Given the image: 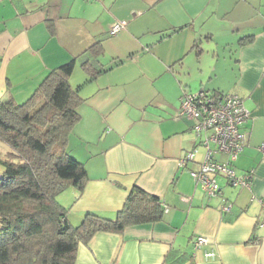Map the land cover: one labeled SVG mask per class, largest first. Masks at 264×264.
<instances>
[{"label":"crops","instance_id":"0c3cea01","mask_svg":"<svg viewBox=\"0 0 264 264\" xmlns=\"http://www.w3.org/2000/svg\"><path fill=\"white\" fill-rule=\"evenodd\" d=\"M115 22L124 28L111 35ZM91 59L107 70L90 80ZM71 60L82 102L67 148L88 179L59 201L69 222L88 211L113 217L134 185L165 204L159 221L96 232L74 264H264V0H0V100L23 102ZM202 89L235 94L249 111L231 162L249 186L217 175L210 197L189 174L206 155L201 136L178 115L182 92ZM196 236L208 243L193 251ZM209 249L214 260L203 257Z\"/></svg>","mask_w":264,"mask_h":264},{"label":"trees","instance_id":"16d2710c","mask_svg":"<svg viewBox=\"0 0 264 264\" xmlns=\"http://www.w3.org/2000/svg\"><path fill=\"white\" fill-rule=\"evenodd\" d=\"M93 48L84 53L97 54ZM73 67L71 60L51 69L21 103L0 100V264H74L78 245L96 232L120 233L163 216V201L134 185L113 217L88 211L69 222L58 195L81 191L88 179L67 148L82 102L69 84ZM83 67L90 80L107 70L92 59Z\"/></svg>","mask_w":264,"mask_h":264},{"label":"built area","instance_id":"2783aa9c","mask_svg":"<svg viewBox=\"0 0 264 264\" xmlns=\"http://www.w3.org/2000/svg\"><path fill=\"white\" fill-rule=\"evenodd\" d=\"M124 28V22H115L109 29L114 35ZM179 117L193 121V132L201 136L200 145L205 149L206 155L199 164L197 170L189 172L191 178L200 186L208 197L218 194V185L215 177L224 176L232 186H249L250 174L237 176L231 167L245 144V134L240 127L249 118V111L245 108L240 97L232 93L211 92L200 90L195 93L182 92L180 97ZM214 145L217 152L227 155L228 160L224 163L212 159L210 148ZM196 149L186 153L179 160V166L184 167L187 162L192 161ZM184 202L189 198L184 197ZM228 205L223 210H228ZM208 243L204 236H196L192 240V250L201 249ZM205 260H214V250H203Z\"/></svg>","mask_w":264,"mask_h":264},{"label":"rangeland","instance_id":"374dc122","mask_svg":"<svg viewBox=\"0 0 264 264\" xmlns=\"http://www.w3.org/2000/svg\"><path fill=\"white\" fill-rule=\"evenodd\" d=\"M1 146H3V145H1ZM0 146V150L2 151V152H4L5 151V147H1ZM69 149V148H68ZM65 199H66V193H65V191H63V192H61V193H59V195H58V200L59 201H61L62 203H64V204H68V202L70 201H68V202H64L65 201ZM71 215V214H70ZM73 221H75V220H73Z\"/></svg>","mask_w":264,"mask_h":264}]
</instances>
